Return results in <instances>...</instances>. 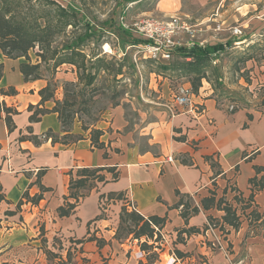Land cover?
Wrapping results in <instances>:
<instances>
[{
    "label": "crops",
    "instance_id": "0c3cea01",
    "mask_svg": "<svg viewBox=\"0 0 264 264\" xmlns=\"http://www.w3.org/2000/svg\"><path fill=\"white\" fill-rule=\"evenodd\" d=\"M186 1L204 7L208 0ZM180 2L158 0L157 9L162 17L172 16L181 11ZM217 6L218 10L220 4ZM211 16L210 22L201 18L203 21L196 23L200 37L204 23L210 32L225 24L221 11ZM22 62V58L8 59L0 51V105L16 112L10 114L13 128L9 131L6 114L0 111V264H84L85 259V263L96 264L99 253L105 251L101 246L115 235L122 207L132 212L127 208L129 203L144 219H165L159 231L165 246H160L174 254L178 250L183 264L190 254L191 261L199 255L205 257V264H264V234L250 231L249 223L243 222L241 205L233 200L237 196L247 201L252 195L250 211L264 212V189L257 190L261 178L264 184V171L256 170L264 168V110L230 112L232 103L219 101L211 85L202 80L193 98V103L202 105V113L174 108L170 99L152 113L141 111L138 123L130 127L123 109L116 107L107 123L93 127L103 132L99 141L104 147L98 149L91 145L90 134L61 140L76 132L63 131L57 113H39L41 109L51 110L52 104L40 103L38 92L45 87L41 80H23L19 70ZM12 89L14 93L9 92ZM32 115L36 120H30ZM48 131L59 140L41 139ZM133 135L145 140L142 147ZM85 168L102 169L99 174L103 181H95L73 212L60 217L58 209L67 202L74 203L69 198L71 178L78 179L77 172ZM254 178L257 185L253 187L249 180ZM225 189L224 197L238 209L241 225L238 230L226 226L223 233L219 227L208 225V217L221 224L224 212L204 210L201 200L210 192L218 199ZM180 196L189 197L199 210L187 223L180 209L173 208ZM37 197L40 199L31 201ZM190 229L198 232H188ZM143 241L144 237L139 243ZM152 243L157 245L147 241ZM112 249L109 263H124L125 252L118 245ZM137 251L130 256L133 258Z\"/></svg>",
    "mask_w": 264,
    "mask_h": 264
},
{
    "label": "rangeland",
    "instance_id": "374dc122",
    "mask_svg": "<svg viewBox=\"0 0 264 264\" xmlns=\"http://www.w3.org/2000/svg\"><path fill=\"white\" fill-rule=\"evenodd\" d=\"M54 1L63 7L76 9L81 19L77 28L69 26L64 34L55 39L52 47L57 48L59 53L68 54L67 51L62 53L61 48L73 41L78 34L79 36L84 34L87 28L86 22L96 32L95 36L81 47L83 60L78 59V63L81 65L83 62L82 68L68 63L53 68V62L49 61L41 62L38 70V80L48 87L47 94L52 96L49 100L52 104L51 108L56 102L64 103L63 109L69 120L65 129L76 132L67 135L66 139L75 140L90 134L89 129L92 130L97 124L109 121L111 111L116 107L123 109L124 117L132 127L138 123L141 111L151 112L161 108L160 104L172 99L174 89L186 82L183 80H187L186 78L161 75L160 63L144 59L142 55H137L134 49L128 48L129 45H135L134 39H140L125 30L121 20L125 24H130L145 17L162 18L164 14L157 9L158 0ZM179 2L182 5L181 11L170 15L184 16L191 23H200L203 21L201 18H209L207 22H210L211 15L218 11H221L224 17L225 24L221 28L218 27L219 30L215 32H210L206 27L207 23H204L200 37L206 40L203 46L216 43H221L223 46L212 63L217 69V76H209L210 82H208L216 98L226 104L232 103L235 110L254 109L263 112L264 0H208L204 7L191 6L186 0ZM233 27H239L242 35L233 37L230 33ZM242 40L243 43H239ZM252 45L257 47L251 49ZM38 52V47L29 52L32 64L39 63ZM247 56L251 59L244 61ZM22 60L25 61L23 58ZM175 60H180L176 53L169 62ZM90 74L94 76L91 83H89ZM133 136L134 141L142 147L145 140L137 135ZM249 211L250 209L246 213ZM242 219L248 224L249 221L244 216ZM254 219L252 217L250 225L248 224L250 231L254 234H264V217L259 221ZM114 229L116 230L112 239L101 246V248L105 247V251L99 253L96 264H110L109 260L114 251L112 245H118L125 252L121 261L124 263L121 264H171L168 255L173 250L169 249L167 252L164 248V239L160 235L156 241L157 245L153 243L149 245L146 243V238L142 243L133 241V234H130V231L134 230L132 221L118 223ZM54 243L56 247L60 245L58 240ZM122 244L124 247L119 246ZM98 245L102 244L98 242ZM138 249L145 252L142 260H134L130 256L133 250ZM70 254L73 255L71 252ZM73 257L74 255L71 256ZM192 257L193 254H190L184 264L206 262L205 257L201 255L197 256L195 261H191ZM85 262L84 264H88Z\"/></svg>",
    "mask_w": 264,
    "mask_h": 264
},
{
    "label": "trees",
    "instance_id": "16d2710c",
    "mask_svg": "<svg viewBox=\"0 0 264 264\" xmlns=\"http://www.w3.org/2000/svg\"><path fill=\"white\" fill-rule=\"evenodd\" d=\"M128 1L133 2L135 0ZM78 15L79 12L76 9L72 7H63L54 0H0V51L4 57L8 59L23 58L25 60L19 66L20 73L25 82L39 79L38 70L41 62L48 63L49 61H52L53 68H57L65 63L82 68L83 62L81 65L78 63L81 58V61L83 60L81 47L84 46L87 40L96 34L88 22H86L87 28L82 36H79L78 34L74 37L73 41L61 48L60 51H62V53L67 51L68 54L62 55L56 50L57 48L52 47L55 39L61 34H64L69 26L77 28L78 23L81 22ZM140 42L141 40L134 39V44ZM35 47L39 48V52L37 53L39 63L32 64L28 54L35 49ZM222 47L221 43H216L207 44L205 46H195L190 49L180 48L175 52L180 60L160 63L159 73L169 77H173L174 75L175 78H187L194 93H197L202 85V80L210 82L209 76H217V69L212 66V63ZM255 47L257 46L252 45L250 48L252 49ZM249 59H251V57L247 56L244 61ZM1 75L2 65H0V78ZM93 79L94 76H91L90 74L89 83H91ZM47 91L48 87L46 86L38 92L41 97V104L52 98L51 94H47ZM9 92L14 93V90L12 89ZM1 93L7 95L8 92L1 91ZM63 104L64 103L56 102L51 110L41 109L39 110V113H57L63 131L68 132L69 130H66L65 127L68 125L69 120L65 115ZM1 109L6 114L5 122L8 130L11 131L13 125L11 123L10 114H16V112H11L2 104L0 105V111ZM36 115L30 116V120H36ZM102 134L103 132L101 130H90V140L93 147L98 149L104 147V144L99 141ZM46 137H52V142L59 140L51 131L47 132L45 138ZM65 138L66 136H63L61 140L64 141ZM261 169L264 171V168H256L257 171H260ZM100 171H102V169L85 168L77 172L79 176L78 179L73 180L71 178L69 182V198L74 199V203L67 202L63 207H60L58 209V215L60 217L69 216L73 212L79 198L86 195V192L92 188L95 181H103L104 178L99 174ZM260 181L261 184L257 187V190L264 189L263 178H261ZM249 183L253 184V187L257 185L255 178L250 179ZM226 192L227 190L225 189L223 196L218 199H216L215 192H210L209 197L201 200V207L204 210L216 208L217 210L224 212L221 224L219 220L208 217V225L219 227L223 233L226 226L238 230L241 225L240 215H237L238 209L225 199L224 195ZM39 199L40 197H37L31 201L36 202ZM233 200L237 205H241L239 210L245 215L247 221H249V225L252 217L255 218L254 220L259 221L264 216V212L261 214L254 208L248 214H245V211L251 208L250 201H252V195H250L247 201H244L237 196H234ZM173 208L180 209V216L185 223H187L192 215L197 214L199 211L197 207L192 206L190 198L188 197L185 199L184 196H180L179 201L173 206ZM126 221L133 222L134 230H131L130 234H133V240L136 239L138 242L142 237L146 238L147 241L152 240L153 242H156L160 235L159 231L165 223L164 218L156 216L144 219L135 212H128L124 206L119 215V224ZM208 225L205 226V230L208 228ZM188 232L198 231L190 229ZM155 236L156 238H154ZM175 254L179 256H177V258L182 259L183 255L178 250L175 251Z\"/></svg>",
    "mask_w": 264,
    "mask_h": 264
},
{
    "label": "built area",
    "instance_id": "2783aa9c",
    "mask_svg": "<svg viewBox=\"0 0 264 264\" xmlns=\"http://www.w3.org/2000/svg\"><path fill=\"white\" fill-rule=\"evenodd\" d=\"M121 24L125 30L135 34L141 40L140 43L129 45L128 48L134 49L137 55H142V58L156 63L169 62L173 54L180 48L190 49L195 46H203L205 43L204 39H200V25L191 23L184 16L145 17L130 24H125L121 20ZM218 30V28L215 29V31ZM230 33L233 37L242 35L239 27L231 28ZM194 94L190 84L182 83L178 85L172 94L173 107L189 108L191 112L196 114L202 113V105L193 103ZM172 108L170 111L173 115ZM234 110L235 106L233 104L228 106V111L232 112ZM41 139H45V135L41 136ZM127 208L137 213L132 203H129ZM168 256L171 264L179 262L174 253L171 252ZM144 257L145 252L138 250L135 252L133 259L142 260Z\"/></svg>",
    "mask_w": 264,
    "mask_h": 264
}]
</instances>
